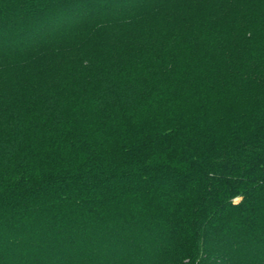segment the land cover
Wrapping results in <instances>:
<instances>
[{
    "label": "trees",
    "instance_id": "1",
    "mask_svg": "<svg viewBox=\"0 0 264 264\" xmlns=\"http://www.w3.org/2000/svg\"><path fill=\"white\" fill-rule=\"evenodd\" d=\"M0 264H264V0H0Z\"/></svg>",
    "mask_w": 264,
    "mask_h": 264
}]
</instances>
